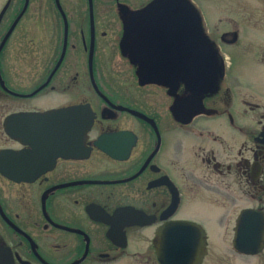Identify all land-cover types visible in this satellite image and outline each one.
<instances>
[{"label":"flooded vegetation","instance_id":"flooded-vegetation-1","mask_svg":"<svg viewBox=\"0 0 264 264\" xmlns=\"http://www.w3.org/2000/svg\"><path fill=\"white\" fill-rule=\"evenodd\" d=\"M154 1L0 6V264H158L172 222L204 230L201 264L224 255L209 228L245 257L234 228L264 213V0H179L216 55L202 92L142 81L134 24ZM228 47L260 87L227 73Z\"/></svg>","mask_w":264,"mask_h":264},{"label":"water","instance_id":"water-1","mask_svg":"<svg viewBox=\"0 0 264 264\" xmlns=\"http://www.w3.org/2000/svg\"><path fill=\"white\" fill-rule=\"evenodd\" d=\"M135 60L143 82L175 86L180 79L197 92L205 91L216 74V55L202 40L200 21L179 0H156L135 21ZM234 249L255 256L264 249V213L245 210L233 235ZM158 264H201L206 233L190 222H172L153 240Z\"/></svg>","mask_w":264,"mask_h":264},{"label":"rangeland","instance_id":"rangeland-1","mask_svg":"<svg viewBox=\"0 0 264 264\" xmlns=\"http://www.w3.org/2000/svg\"><path fill=\"white\" fill-rule=\"evenodd\" d=\"M4 0H0V6ZM222 57L225 60V57H227V61L225 60V66L226 71L228 74H232L234 71L239 73V75L244 77V81L252 80L253 85L256 84L258 87L261 86L260 80H256L257 76L260 75L261 67L260 65H251L250 62H246L245 58H242L240 61H237L235 59V54L233 52V49L226 48L224 51H222ZM259 70L256 74V71ZM262 72V71H261ZM234 74V73H233ZM251 74V78H250ZM210 234L212 237H214L216 240L212 241V251L217 253H223L224 255H221L222 260L221 264H264V251L257 256H251V257H244L235 255L233 253V249L231 246V237H232V231L231 228H218L213 229L209 228ZM220 239H219V238ZM228 242V243H226Z\"/></svg>","mask_w":264,"mask_h":264}]
</instances>
